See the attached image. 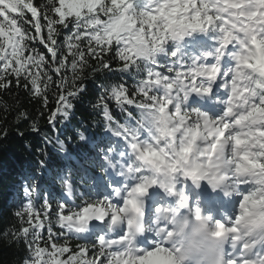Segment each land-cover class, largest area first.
Returning <instances> with one entry per match:
<instances>
[{
    "label": "snow or ice",
    "instance_id": "1",
    "mask_svg": "<svg viewBox=\"0 0 264 264\" xmlns=\"http://www.w3.org/2000/svg\"><path fill=\"white\" fill-rule=\"evenodd\" d=\"M48 6L43 14L47 24L41 25L33 0H0V89H8V77H14L17 87L22 86L34 97L43 96L46 107L45 90L53 82L54 73L59 89L58 107L49 117L54 124L57 116L68 118L72 99L86 92L89 69L130 75L143 71L146 78L134 84L131 94L124 83L103 85L107 95L101 93L96 106L102 110L105 130L117 138L101 137L97 142L106 145L99 148L103 162L98 166L107 173V184L100 180L90 192L81 194L89 197L83 204L60 202L57 210L56 223L65 230L61 235L79 238L93 222L109 229L123 225V230L117 238L107 233L96 238L97 255L103 257L99 262L87 258L91 241L66 260L55 259L57 253L62 256L70 252L68 237L63 246L53 242L51 209L46 203L43 217L48 221V241L53 251L39 245L45 224L39 217L33 222L36 210L30 197L38 190L34 183L24 187L28 199L16 213L21 218L27 213L31 226L23 227L16 238L30 251L31 259L24 264H179V249L169 246L173 232L162 223H170L179 208L188 205L184 192L176 190L177 183L183 178L197 185L200 181L211 185L209 170L219 162L227 165L226 187L233 192L245 188L246 194L231 226L216 222L213 234L223 237L238 233L241 221L264 209V0H48ZM25 10L35 21V37L18 23ZM57 25L72 27L63 42L58 40ZM42 27L47 28L46 39L40 35ZM207 32L218 36L215 56L205 53L185 65L176 60L174 50L167 65L158 62V54L170 42ZM37 38L48 56L27 43H35ZM110 53L119 62L116 69L111 66V58L105 59ZM225 56L234 62L226 73L220 67ZM90 60L97 61L95 68ZM154 66H164L174 75L157 72ZM219 80L229 92L222 115L212 119L198 109L185 110L192 95H210V85ZM108 101H115L122 112H127L123 123L114 120ZM132 108L138 110V118L128 110ZM81 139L85 137L81 135ZM71 158L70 154L65 157ZM92 159L77 161L72 173L78 171L81 180L94 182L86 166ZM94 159L99 160V155ZM116 176L122 180H116ZM58 178L72 198L76 180L63 175ZM153 186L176 197L178 207L157 208V240L151 250L145 251L135 246L134 237L143 231V197ZM109 187L111 192L107 191ZM120 202L122 207L118 206ZM193 211L195 219H201L200 210ZM110 249L115 250L105 255ZM225 256L227 264H264V244L255 245L251 251L247 242L226 245Z\"/></svg>",
    "mask_w": 264,
    "mask_h": 264
},
{
    "label": "trees",
    "instance_id": "2",
    "mask_svg": "<svg viewBox=\"0 0 264 264\" xmlns=\"http://www.w3.org/2000/svg\"><path fill=\"white\" fill-rule=\"evenodd\" d=\"M33 4L40 13L41 25H46L44 13L47 11L48 0H33ZM49 16L53 13L48 12ZM58 19V17H56ZM103 18V17H102ZM71 19V18H69ZM18 23L22 29L35 37V29L32 25L35 21L31 13L24 11L22 17H18ZM60 33L58 40L64 41L65 34L72 32L71 25L68 29L57 25ZM41 36L47 38V28L42 27ZM30 47L48 56L47 50L39 43L29 40ZM111 58V66L116 69L119 62L112 53L105 59ZM50 59V57H49ZM90 59V58H89ZM160 65L165 64V59L157 56ZM91 66L96 67L97 61L90 60ZM155 70L159 72L156 66ZM90 75L86 79L87 90L81 94L80 98L72 99L73 108L68 118L57 116L55 123L49 122V117L58 107L57 99L59 89L56 86V76L53 75V82L48 85L45 94L48 98L47 106H44L43 96L34 97L22 86L17 87L14 77H8L11 84L8 89H0V264H24L26 259H30V251L25 243L17 242V235L23 227H31L28 223L27 213L23 218L17 216L21 204L25 203L23 198L24 187L34 183L38 185V190L31 194V203L36 212L33 217H39L44 222L45 227L41 229V240L39 245L49 250H53L52 242L48 241V221L44 219L45 204L50 206L49 216L51 218L52 232L55 234L54 243L58 246L65 245L66 236L67 247L70 252L62 256L57 253L55 259L64 261L72 254H78L79 246L88 244L86 253L88 259H103L97 255L99 245L95 239L76 238L75 235H61L64 230L56 223L58 204L60 202L83 204L89 199L82 193L90 192L98 183L96 176L103 178L105 171L99 167L102 163L103 153H100L101 146L97 142L101 137H111V133L104 128L102 110L97 107L99 95L104 93L103 85L113 83H124L131 94L134 91V84L141 78H146V73L129 74L121 72H108L107 70L89 69ZM24 81L21 80V85ZM140 100L143 97L137 96ZM111 114L114 120L123 123L127 118V112H122L115 101H108ZM133 115L139 117L138 110L132 108ZM115 127V125H113ZM35 128V130H33ZM81 135L85 139H81ZM115 141L116 137H111ZM123 143V141H119ZM61 145L64 149H61ZM72 157L65 159L66 156ZM99 155V160L96 158ZM85 158H93L87 166L88 174L94 178L92 181H83L78 174H73L71 169H77V161L83 162ZM66 176L76 180V191L72 198H67L63 184L58 178ZM108 191V189H107ZM31 239V236L29 237ZM107 253L105 252V255Z\"/></svg>",
    "mask_w": 264,
    "mask_h": 264
},
{
    "label": "clouds",
    "instance_id": "3",
    "mask_svg": "<svg viewBox=\"0 0 264 264\" xmlns=\"http://www.w3.org/2000/svg\"><path fill=\"white\" fill-rule=\"evenodd\" d=\"M227 165L222 162L218 163L216 168L210 169V185L214 190L221 189L228 191L226 175ZM256 178L253 177V180ZM187 207V206H184ZM264 209L257 210L247 216L238 227V234L242 239L254 241L251 248L255 245L264 244ZM169 229L173 236L169 238V246L179 249L176 252L179 264H227L225 256V245L227 237H218L213 233L216 232L215 226L207 216H201L197 220L185 218L180 215L171 217Z\"/></svg>",
    "mask_w": 264,
    "mask_h": 264
},
{
    "label": "rangeland",
    "instance_id": "4",
    "mask_svg": "<svg viewBox=\"0 0 264 264\" xmlns=\"http://www.w3.org/2000/svg\"><path fill=\"white\" fill-rule=\"evenodd\" d=\"M218 46H219L218 45V36L216 33H214V32L195 33L191 36L183 38L180 41L170 42L166 46L165 51L158 54V57H162L163 59H165L164 65H167L170 62V59H172V58H170V53L172 51L176 50L177 51L176 60L182 62L185 65H191L193 60H199L200 57L205 53H211L213 56H215V52H216V49ZM226 58H227V60H225L223 63V68H224L223 72H225V73L228 72V70L233 66V63H234L232 61V59L230 58V56H227ZM209 62H211V61H209ZM156 67L159 70V72L164 74V75H168L170 77L174 75V73H169L167 71V68L164 66H156ZM186 70L187 69L185 68L182 71H186ZM218 82H219L218 84H220V85H218L219 88L223 90V87H221L223 80H219ZM216 94L218 95V91L215 92V96H216ZM228 95H229V92L227 90H223V96H222L223 99L219 100L220 104H218V105H215L213 103H210V105H205L202 102L203 99H200L203 95H199V96L198 95H192L189 98V100L187 101V103L185 104V110L190 112L192 109H198V110L203 111L206 114H208L209 117L212 119L218 118L220 115H222V113L224 111V109H222V107L225 106V101L228 98ZM207 107L208 108L213 107L215 109V111L212 113H209L205 109ZM102 177L104 178V176H102ZM117 177L118 176L115 177L116 180H117ZM103 178H97V179L99 181L103 180L105 182V184H107V173H106V178H104V179ZM182 182H184L183 178H180L179 184H181ZM241 187H248V186L247 185H241ZM151 189L152 188H150L148 190L147 200H148V197H150ZM160 190H163V189L160 188ZM238 190L239 189L237 188L236 191H238ZM219 191H221V189H219ZM228 191H231V190L229 189ZM231 192H233V191H231ZM33 194H36V193H33ZM239 194H237V195L239 196ZM23 198H24L25 203H26L28 198L25 197V194L23 195ZM67 198L69 199V197H67ZM152 198H150V199H152ZM159 198L160 197L158 196L157 199L159 200ZM143 199H145V198L143 197ZM30 200H31V197H30ZM241 200H242V197L237 199V204L235 206L234 213H233L234 219H235V216L238 214V205H239ZM119 206L122 207L123 205H119ZM96 228H94V229H96ZM108 228L109 227H107V226L99 225L98 226L99 230L95 231V232H97V233H95L96 234L95 237L103 236V235H105L104 233H108ZM89 229L91 230L93 228L88 226L86 228V230H89ZM64 232H65V230H64ZM119 232L120 231H118L115 236H118ZM108 234H110V233H108ZM80 236L84 237V238L90 237V235L88 236L85 233L83 235L80 234ZM108 236H111V235H108ZM242 241H243V243L247 242L250 245H252V242L250 240L242 239ZM97 244L99 245L98 239H97ZM152 247H150L148 250H151ZM111 250H115V249L106 250L105 252L107 253V251H111ZM148 250H146V251H148ZM48 252H51V250H49ZM45 258H46V256H45Z\"/></svg>",
    "mask_w": 264,
    "mask_h": 264
},
{
    "label": "bare ground",
    "instance_id": "5",
    "mask_svg": "<svg viewBox=\"0 0 264 264\" xmlns=\"http://www.w3.org/2000/svg\"><path fill=\"white\" fill-rule=\"evenodd\" d=\"M203 185H208L210 188H211V186L207 183V181H204V182H201ZM159 189H160V187L159 186H157ZM177 191H183L184 192V194L187 196V198L189 199V197H190V195H189V191H188V189H187V187L185 186V183L184 182H182L181 184H179V181H178V183H177V189H176ZM216 191L217 190H219V189H215ZM164 190H162L161 192H163ZM164 193H165V195L166 196H168V197H170V198H172V199H175L176 201H177V198L176 197H173V196H170L167 192H165L164 191ZM147 194H148V192H147ZM147 194L144 196V198L145 199H143V203H145L144 202V200H146V201H152V200H154V199H156V197L158 196L157 194H152V192L150 193V197H148V200H147ZM154 196V197H153ZM153 197V198H152ZM150 198H152V199H150ZM150 199V200H149ZM151 213H153V212H151ZM151 215V214H150ZM230 226H231V224L230 223H228ZM91 228H93V229H91L92 231H97V230H99L98 229V227L97 226H90ZM97 227V228H96ZM119 227H120V225L119 226H115L114 227V231H117L118 229H119ZM94 228H96V229H94ZM86 230V229H85ZM87 231V230H86ZM252 243L254 244V241H252ZM252 244V245H253ZM137 247H139L140 248V246H137Z\"/></svg>",
    "mask_w": 264,
    "mask_h": 264
}]
</instances>
